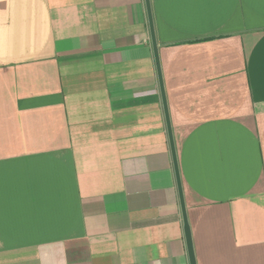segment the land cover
<instances>
[{"label":"crops","instance_id":"obj_1","mask_svg":"<svg viewBox=\"0 0 264 264\" xmlns=\"http://www.w3.org/2000/svg\"><path fill=\"white\" fill-rule=\"evenodd\" d=\"M196 264H264V0H149ZM0 264H189L145 0H0Z\"/></svg>","mask_w":264,"mask_h":264},{"label":"water","instance_id":"obj_2","mask_svg":"<svg viewBox=\"0 0 264 264\" xmlns=\"http://www.w3.org/2000/svg\"><path fill=\"white\" fill-rule=\"evenodd\" d=\"M145 7H146V12H147V20H148L149 33H150L153 57H154V62H155V68H156V73H157V79H158V84H159V90H160V94H161L162 107H163L164 118H165V123H166L168 142H169V147H170V152H171V157H172V163H173V169H174V174H175L177 192H178L179 203H180V208H181V214H182V220H183V233H184V239H185V244H186V249H187V255H188L189 264H196L194 250H193V243H192V238H191V231H190L189 223L187 220L185 204H184V199H183V193H182V187H181V181H180V175H179L177 159H176V154H175V148H174V143H173V136H172L171 126H170V121H169L167 102L165 99V93H164L163 81H162L161 70H160V65H159V58H158V53H157V44L155 41V35H154V30H153V22H152V15H151V10H150L149 0H145Z\"/></svg>","mask_w":264,"mask_h":264}]
</instances>
